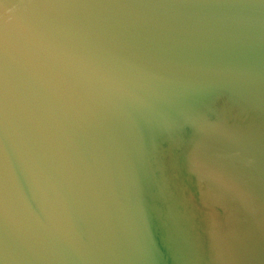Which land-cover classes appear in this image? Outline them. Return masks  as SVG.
Returning a JSON list of instances; mask_svg holds the SVG:
<instances>
[{
	"label": "water",
	"instance_id": "water-1",
	"mask_svg": "<svg viewBox=\"0 0 264 264\" xmlns=\"http://www.w3.org/2000/svg\"><path fill=\"white\" fill-rule=\"evenodd\" d=\"M0 264H264V0H0Z\"/></svg>",
	"mask_w": 264,
	"mask_h": 264
}]
</instances>
